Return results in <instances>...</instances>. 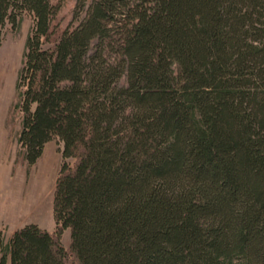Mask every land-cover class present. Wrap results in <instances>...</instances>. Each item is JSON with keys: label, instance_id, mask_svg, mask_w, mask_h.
<instances>
[{"label": "trees", "instance_id": "trees-1", "mask_svg": "<svg viewBox=\"0 0 264 264\" xmlns=\"http://www.w3.org/2000/svg\"><path fill=\"white\" fill-rule=\"evenodd\" d=\"M67 1L0 0L20 154L61 145L53 230L0 264H264V0Z\"/></svg>", "mask_w": 264, "mask_h": 264}, {"label": "rangeland", "instance_id": "rangeland-1", "mask_svg": "<svg viewBox=\"0 0 264 264\" xmlns=\"http://www.w3.org/2000/svg\"><path fill=\"white\" fill-rule=\"evenodd\" d=\"M73 4L74 0H68L62 8L64 21ZM31 23V18L24 15L18 29L6 25L0 39V228L5 240L25 223H35L48 231L54 228L52 193L61 164V145L55 140L48 142L40 158L27 166L17 144L20 116L13 110L14 84ZM61 241L68 246L69 229L63 231Z\"/></svg>", "mask_w": 264, "mask_h": 264}, {"label": "crops", "instance_id": "crops-1", "mask_svg": "<svg viewBox=\"0 0 264 264\" xmlns=\"http://www.w3.org/2000/svg\"><path fill=\"white\" fill-rule=\"evenodd\" d=\"M1 220H2V219H1ZM17 227H18V226H17ZM15 229H16V228H15ZM11 233H12V232H11ZM11 233H10V234H11ZM10 234H9L8 236H6V237H5V238H6V240L8 239V237L10 236Z\"/></svg>", "mask_w": 264, "mask_h": 264}]
</instances>
